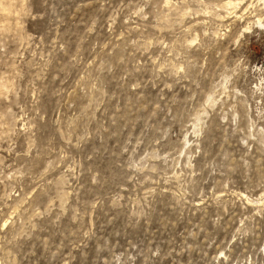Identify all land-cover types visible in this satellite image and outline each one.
<instances>
[{
	"label": "rangeland",
	"instance_id": "1",
	"mask_svg": "<svg viewBox=\"0 0 264 264\" xmlns=\"http://www.w3.org/2000/svg\"><path fill=\"white\" fill-rule=\"evenodd\" d=\"M257 18L0 0V264H264Z\"/></svg>",
	"mask_w": 264,
	"mask_h": 264
},
{
	"label": "bare ground",
	"instance_id": "2",
	"mask_svg": "<svg viewBox=\"0 0 264 264\" xmlns=\"http://www.w3.org/2000/svg\"><path fill=\"white\" fill-rule=\"evenodd\" d=\"M224 6H233L234 7V3H233V1H227V2L224 3ZM256 23L258 25H264V22L262 23L260 18L256 19Z\"/></svg>",
	"mask_w": 264,
	"mask_h": 264
}]
</instances>
